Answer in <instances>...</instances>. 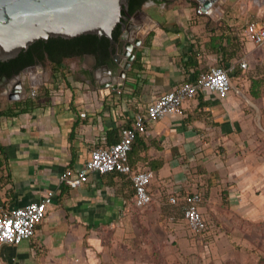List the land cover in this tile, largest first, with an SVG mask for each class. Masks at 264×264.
<instances>
[{
  "label": "crops",
  "instance_id": "1",
  "mask_svg": "<svg viewBox=\"0 0 264 264\" xmlns=\"http://www.w3.org/2000/svg\"><path fill=\"white\" fill-rule=\"evenodd\" d=\"M245 3V11L227 5L206 17L191 0L147 1L135 17L144 23L142 44L116 93L101 87L107 75L93 54L65 58L56 72L45 59L35 97L9 100L1 90L20 89L29 70L0 86V103L15 109L0 115V206L47 198L35 236L0 246V264H225L251 222L264 223V44L242 35L248 24L264 27V0ZM214 64L234 68L226 98L202 91L183 103V116L151 122L132 145V170L154 174L149 205H134L126 174L90 173L76 188L59 183L92 149L119 141L158 96ZM190 190L203 196L205 234H193L183 205L169 202Z\"/></svg>",
  "mask_w": 264,
  "mask_h": 264
},
{
  "label": "built area",
  "instance_id": "2",
  "mask_svg": "<svg viewBox=\"0 0 264 264\" xmlns=\"http://www.w3.org/2000/svg\"><path fill=\"white\" fill-rule=\"evenodd\" d=\"M197 5L195 15L213 17L224 12L222 4L225 0H216L210 7L204 8L201 3L191 0ZM239 10H246L245 0H238ZM242 35L251 40L256 46L264 44V27L248 24L242 29ZM239 66L246 68L247 63L240 61ZM234 68H225L218 64L212 65L206 72L201 73L193 81H183L171 91L158 96L146 108L137 113L130 126L123 132L119 141L109 146H99L92 149L84 164L78 169L65 168L59 175V183L69 188H76L88 180L90 173L107 174L117 172L130 176L134 188V205L143 208L152 201L149 185L154 178L152 170L143 168L132 170L129 164V152L137 136L147 132L151 122L160 120L166 115L183 116V103L193 100L202 91H209L219 98H226L231 89L230 73ZM29 87L28 97L37 95V87L44 82ZM53 196L49 192L47 197ZM169 202L182 204L186 213V225L196 235L205 234L210 227L209 222L200 211L203 196L198 190L185 192L183 196L171 195ZM47 198L28 203L22 207L7 209L0 206V246L3 244L17 245L24 239L35 236L37 226L44 220L47 212Z\"/></svg>",
  "mask_w": 264,
  "mask_h": 264
},
{
  "label": "water",
  "instance_id": "3",
  "mask_svg": "<svg viewBox=\"0 0 264 264\" xmlns=\"http://www.w3.org/2000/svg\"><path fill=\"white\" fill-rule=\"evenodd\" d=\"M196 1L208 8L216 0ZM227 5L239 9L238 0H225L223 9ZM128 6V0H0V62L16 58L39 40L71 39L81 35L105 37L109 40L111 64L103 65L107 82L101 87L116 93L124 88L142 44L140 32L144 23L135 21L139 10L132 16L122 13L128 11ZM117 29L119 35L115 38L113 33ZM43 69L42 62H35L29 69L32 72L29 82L25 81L20 89L11 91L5 86L1 89L2 94L9 100L26 98L28 86L42 83Z\"/></svg>",
  "mask_w": 264,
  "mask_h": 264
},
{
  "label": "trees",
  "instance_id": "4",
  "mask_svg": "<svg viewBox=\"0 0 264 264\" xmlns=\"http://www.w3.org/2000/svg\"><path fill=\"white\" fill-rule=\"evenodd\" d=\"M146 1L148 0H128V11L123 10L122 13L132 16L140 10ZM113 35L115 38L118 37V29L114 31ZM84 54H93L99 63L109 60V40L95 35H81L71 39L58 37L39 40L31 44L27 50L21 51L16 58L0 62V69L6 72L7 76H11L22 70L31 69L35 62H43L48 59L53 65V71L56 72L62 66L63 59ZM251 95L255 96L252 91ZM26 104L23 102V105ZM14 111V108L7 107L0 112V115L13 116Z\"/></svg>",
  "mask_w": 264,
  "mask_h": 264
},
{
  "label": "rangeland",
  "instance_id": "5",
  "mask_svg": "<svg viewBox=\"0 0 264 264\" xmlns=\"http://www.w3.org/2000/svg\"><path fill=\"white\" fill-rule=\"evenodd\" d=\"M232 2L233 0H228ZM244 1V0H243ZM247 0H245L246 2ZM234 12V11H233ZM237 12H239L237 10ZM256 48H262L257 46ZM8 104L3 101L0 108L3 109ZM264 223L251 222L250 236L245 238L243 243L234 245L230 259L225 264H264ZM195 264H199L198 259ZM201 264V263H200Z\"/></svg>",
  "mask_w": 264,
  "mask_h": 264
},
{
  "label": "flooded vegetation",
  "instance_id": "6",
  "mask_svg": "<svg viewBox=\"0 0 264 264\" xmlns=\"http://www.w3.org/2000/svg\"><path fill=\"white\" fill-rule=\"evenodd\" d=\"M149 1V0H148ZM95 61L98 62L97 57L95 56ZM105 64H111L110 60H107L105 62H103L102 64H99V69L102 71H105L103 68V65ZM15 74H12L11 76H7L6 72H4L3 70L0 69V86L4 85V83H6L10 78H12V76Z\"/></svg>",
  "mask_w": 264,
  "mask_h": 264
}]
</instances>
